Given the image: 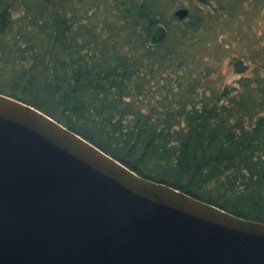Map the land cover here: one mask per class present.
<instances>
[{"label":"trees","instance_id":"1","mask_svg":"<svg viewBox=\"0 0 264 264\" xmlns=\"http://www.w3.org/2000/svg\"><path fill=\"white\" fill-rule=\"evenodd\" d=\"M0 94L264 223V0H0Z\"/></svg>","mask_w":264,"mask_h":264},{"label":"water","instance_id":"2","mask_svg":"<svg viewBox=\"0 0 264 264\" xmlns=\"http://www.w3.org/2000/svg\"><path fill=\"white\" fill-rule=\"evenodd\" d=\"M0 264H264V223L141 177L0 94Z\"/></svg>","mask_w":264,"mask_h":264},{"label":"rangeland","instance_id":"3","mask_svg":"<svg viewBox=\"0 0 264 264\" xmlns=\"http://www.w3.org/2000/svg\"><path fill=\"white\" fill-rule=\"evenodd\" d=\"M233 77H230V79L229 80H231Z\"/></svg>","mask_w":264,"mask_h":264}]
</instances>
